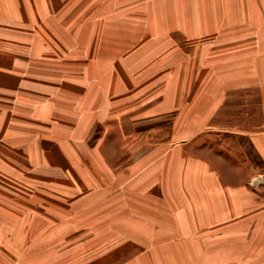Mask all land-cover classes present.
Instances as JSON below:
<instances>
[{
    "label": "rangeland",
    "instance_id": "1",
    "mask_svg": "<svg viewBox=\"0 0 264 264\" xmlns=\"http://www.w3.org/2000/svg\"><path fill=\"white\" fill-rule=\"evenodd\" d=\"M232 3L255 9L226 17ZM261 3L0 0V264H264V245L230 249L236 239L247 242L237 220L251 208L263 214L255 237L264 228V161L237 133L264 129ZM247 39L255 58L244 77L258 84L252 97L225 91L217 124L186 121L188 64L217 44L226 71L208 83L241 82L226 53L243 57ZM209 157L252 204L241 212L239 202L233 213L223 202L216 225L225 228L217 232L180 224L191 221L185 199L198 196L188 179L221 178L202 169ZM170 202L179 228L173 213H162ZM119 212L120 221L141 226L137 234L128 225L127 235L97 228L103 215Z\"/></svg>",
    "mask_w": 264,
    "mask_h": 264
},
{
    "label": "crops",
    "instance_id": "2",
    "mask_svg": "<svg viewBox=\"0 0 264 264\" xmlns=\"http://www.w3.org/2000/svg\"><path fill=\"white\" fill-rule=\"evenodd\" d=\"M262 3V8H263V14L261 17V20H264V0H260ZM240 5V6H239ZM235 4L232 3L231 4V12H225L226 13V17H229L231 15V17L233 18L234 16H236L237 11H242V12H246L248 17H251V14H253V10L252 8H249L247 6H241L242 4ZM57 9V7H56ZM211 14L214 15V13H210L207 14L209 16V18L211 17ZM217 14V11H215V15ZM229 15V16H228ZM210 21V20H209ZM224 22V19L222 20ZM264 22V21H263ZM211 24H209L207 22V24L209 25V27H214L216 28V24L214 21H210ZM220 23V22H219ZM222 23V22H221ZM249 23V22H247ZM222 26V25H221ZM243 29V28H242ZM202 38L203 37H208V36H212L211 34H199ZM194 36V35H193ZM248 42V39L246 40ZM249 44L247 45L246 49L251 48L250 51H247L245 54L244 52L243 57L239 58V51L238 49L232 50V51H227L226 55H228L229 53L231 57H233V61H228L227 64L229 63V67L230 68H236V70H233V72H231L230 70V74L232 73H236V74H242L241 75V82L235 83V81L237 80V78H231L232 82L226 83L225 86L222 85V83L219 82H214V83H208V79L209 76H211L212 74H224L223 72L226 71L224 68H220L221 67V62H222V54L217 50V44L215 46H211L209 51L208 50H202L200 48V51L198 52V64L196 65V62H190L188 64V73L189 75L191 74V76H189V80H188V84H185L183 87V100L184 102H188L187 108H189L191 111L188 113L189 118L186 119V121H188L189 123H194V122H202V121H206L209 123L211 122H215L217 124V119L218 117H222L221 115L223 114V110H224V105H223V93L225 91H228L229 93H231L232 91H236L238 93L240 92H246L241 93V95L245 96L246 98H249V91L253 89L255 82L254 80L251 79V81L248 79L247 81V77L245 78V74H249V68H248V60L249 59H253L255 58V54L253 51L254 48V41L252 42H248ZM213 48H216L212 51ZM230 48H234L233 46H231ZM153 51L150 55L151 58H148L150 60L154 59V55L156 53V48H152ZM163 51V50H162ZM194 51V50H193ZM192 51V52H193ZM191 52V53H192ZM195 53V52H193ZM262 62L261 63H256L257 66V73L260 74L261 76L264 77V52H262ZM215 59V64L214 67H208V59ZM104 59V58H103ZM221 59V62H219V60ZM239 59H242V61L245 63L246 60V66H244L245 64L241 62L242 65H239ZM218 62L220 64H218ZM220 72V73H219ZM245 78V83L242 82V79ZM221 82V81H220ZM258 85V84H256ZM255 85V86H256ZM258 86H260V91H261V97H262V101H263V114H264V78L263 81L261 82V84H259ZM235 94V93H234ZM237 94V93H236ZM233 96V95H232ZM252 97V96H251ZM189 99V100H187ZM193 100V101H191ZM219 103V105L217 106L216 110H214V114H212L211 112H209V108L212 106L213 103ZM197 116V118H196ZM237 133H239L242 136H246L250 138V142L251 145L253 147L254 150H256L258 152V154L261 156L262 160L264 161V129L262 131H258V132H254V129H247L246 131H237ZM190 136V135H189ZM212 157H209V159H205L206 162L204 163V167L202 168L205 172H209V173H219L220 171V175L221 178L217 179H207V180H193L190 183V179H188V186L190 188V192L192 193H196V195L198 196H189L185 199L189 200L188 204V208L187 205L185 206V209L188 210V213L190 214V218L191 221L187 222V225H184V219H182L183 222H180V224H182L181 226L187 229H190L192 227L194 228H198L199 230L202 228H209L210 226L212 227V231L213 232H217V231H221L223 230V228H225L224 226H220V225H216V224H220V219L221 217V213L222 212V208L220 207L221 204L223 202H227V203H232V207H231V211H233V213H238L240 211L241 208H243L241 210V212H243L244 209H250L252 207V204H250L251 202L249 201V199H247L244 195L240 194L241 192L239 191L240 185L239 182L234 178L232 180H228L227 178L222 177V172L223 170V162L221 164V166H214L211 161ZM222 158V157H221ZM211 160V161H210ZM222 160V159H221ZM215 173V174H216ZM214 174V175H215ZM258 180V179H255ZM254 180V181H255ZM214 181V183H213ZM198 184V189H196V184ZM213 183V186H210V183ZM187 183V182H185ZM243 184V183H240ZM142 185H146L142 184ZM185 186L187 187V184H185ZM207 187H213L214 190L212 192L211 190V194H208L206 191L204 192L203 190L206 189ZM225 192V194H223ZM194 193V194H195ZM241 202V208L238 207V203ZM246 204L243 205V204ZM173 202H170V205L166 206L164 208L165 212L162 213H166V214H171L173 213V219H174V211H176V208H172L171 206ZM220 204V205H219ZM239 209H238V208ZM167 209V210H166ZM254 210L251 208L249 214H244L242 215L241 218H239L237 220L238 224H241L242 228H240L241 232L244 234H247L249 237L247 238V242L241 240L239 241V239H236L233 241L230 249L232 251H248L252 245H254V247H260L264 245V228L257 233V236L255 237L256 233H254L255 231L252 230L255 227V221L256 219H261L262 211H258L257 213L253 212ZM170 212V213H169ZM8 215H11L12 217L13 212L12 213H8ZM125 215H122L121 212L118 213L117 216H112L109 217L108 215H103V220H99L96 221L97 222V228L101 229V230H111L117 234L120 235H127V233H129L130 228L127 227L128 226H132L133 228H136L134 231L136 232V230H138L139 228H141V226L135 225L134 223L128 224L127 221L124 220V222L120 221V217H123ZM118 218V220H113V222H115V224L112 225V220L110 219H114V218ZM236 222V224H237ZM35 223V222H34ZM34 223H31V216L29 215L28 219H27V228L29 229L30 227H32V225ZM43 222H39V224H42ZM155 225V224H154ZM172 226H175L177 228H179L178 224L176 223L175 219H174V223L171 222ZM3 226V225H2ZM6 227V226H5ZM239 227V226H238ZM236 228L235 232L238 233L239 232V228ZM8 228V227H6ZM152 230L148 231L150 234H155L157 233V231H152ZM187 232L191 233L192 231H188ZM231 233V234H235ZM170 234H172L173 232L170 231ZM137 234V232H136ZM255 237V238H254ZM15 239V238H14ZM13 248V246H12ZM205 249L207 250V247H205ZM14 250V249H13ZM242 254V253H240Z\"/></svg>",
    "mask_w": 264,
    "mask_h": 264
}]
</instances>
